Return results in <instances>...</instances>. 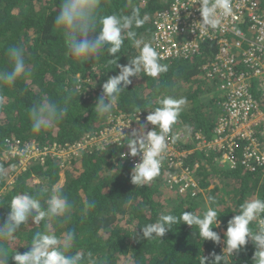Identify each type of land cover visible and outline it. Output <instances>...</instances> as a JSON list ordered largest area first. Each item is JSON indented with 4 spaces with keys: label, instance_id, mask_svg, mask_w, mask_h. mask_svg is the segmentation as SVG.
Masks as SVG:
<instances>
[{
    "label": "trees",
    "instance_id": "16d2710c",
    "mask_svg": "<svg viewBox=\"0 0 264 264\" xmlns=\"http://www.w3.org/2000/svg\"><path fill=\"white\" fill-rule=\"evenodd\" d=\"M260 1L264 6V0ZM61 3L62 0H0V71L12 69L8 56L11 47L24 49L26 65L25 74L13 86L0 85V222L7 217L11 199L17 194L37 196L46 209V200L55 189L71 205L67 218H45L39 224L29 220L17 230L15 239L0 241L8 249L7 264H15L11 257L16 252L28 251L35 234L46 231L63 243L68 242L67 234L73 233L67 254L81 253L82 264H88V253H92L96 264H200V258H211L212 252L222 255L228 221L240 213L245 201L264 199V166L254 164V168L252 163L246 165L241 161L250 143L247 139L233 141L235 162L228 167L220 163L222 151L202 146L203 139H197L201 135L207 142L212 141L219 126L221 107L227 100V92L221 89L223 81L216 76L207 77L208 72L218 67L217 42L199 41V51L190 57L160 60L169 68L157 78L143 72L130 78L133 82L120 94L111 117H102L94 111L97 98L103 84L110 76L118 75L119 68L117 63H110L115 57L106 52L94 56L70 53L63 30L55 24ZM170 6L171 2L164 0H149L146 4L142 0H99L97 18L131 15L134 7L139 8L141 17L147 15L148 20L132 30L137 33L136 39L151 43L155 12ZM138 52L134 42L126 39L117 54L118 64H128ZM235 62L236 67L243 62L240 50L236 51ZM243 70L239 68L237 73ZM251 81L252 93L264 111V92L259 81ZM166 96L186 98L189 103V109L180 110L166 135L174 137L179 129L186 135V140H177L176 145L186 154L181 160L184 169L193 173L200 190L190 188L182 194L177 186H171L169 176L181 175V170L168 164L169 159L164 156L159 175L146 185H133L132 166L119 158V153L128 149L126 144L131 135L125 138L123 146L104 143L102 150L86 149L80 157L58 158L48 154L30 159L25 169H16L23 158L13 156L12 146L23 149L34 144L39 149L54 146L62 149L89 134L110 128L111 121L119 117L126 122L141 119L145 123L148 111L159 107ZM45 101L67 111L61 122L34 133L30 111ZM151 127L150 130L154 128ZM231 129L228 126L227 131ZM227 147L232 150L230 144ZM69 165L73 169L65 170L66 181L56 189L60 173ZM11 176H14L12 182ZM209 197L215 199L212 206L220 221V226L214 229L221 236L219 245L204 241L197 226L191 228L182 221L162 238H142L141 228L155 223L161 214L179 217L188 211L203 216ZM93 202L95 207L86 210V205ZM258 227V220L250 225L253 231ZM254 251L249 241L228 258V264H253Z\"/></svg>",
    "mask_w": 264,
    "mask_h": 264
},
{
    "label": "clouds",
    "instance_id": "9594fccd",
    "mask_svg": "<svg viewBox=\"0 0 264 264\" xmlns=\"http://www.w3.org/2000/svg\"><path fill=\"white\" fill-rule=\"evenodd\" d=\"M199 12L202 20L193 26V31L200 34L209 28L215 29L220 25V18L232 14L231 0H200ZM99 0H62L55 24L62 29L67 47L75 56H94L106 52L115 57L110 63H117L119 73L110 76L102 86V93L97 98L94 111L102 117H111L117 106L120 94L132 84V77H138L141 72L146 76L157 78L168 71L169 66L162 64L160 54L150 42L136 39L137 33L133 26L141 27L148 20V16L141 17L140 9L134 7L131 15H105L97 18ZM99 25V31H97ZM126 39L132 40L139 50L138 55L129 59L128 64H118L122 46ZM8 56L12 61L10 71H0V85L13 86L17 79L25 74V57L22 47H11ZM186 104V98L166 96L160 101V106L148 111L146 122L154 128L152 130H133L127 147L132 157L140 156L131 172V183L143 186L150 183L159 175L163 153L168 146L167 133L176 123L181 106ZM66 108L45 101L30 111L31 127L34 133L52 127L64 119ZM157 128L159 131H157ZM189 133L191 128L187 129ZM99 151V150H98ZM47 192V189H42ZM44 209L41 199L37 196L23 193L12 197L7 217L0 222V241H11L21 225L29 220L39 224L45 218L65 217L71 211L68 199L53 189L46 200ZM207 210L203 216L184 211L179 217L171 214H161L155 223L148 224L142 229L143 239L162 238L172 231V226L183 222L192 228L199 229V236L204 241L221 243V236L214 231L220 226L218 212L212 205L213 197L208 198ZM95 207L94 202L86 205V210ZM264 199H252L241 205L239 214L234 215L227 224L222 255L211 253V258L201 257L200 264H228V258L251 241L255 251L253 264H264ZM258 220V230L253 231L250 225ZM74 234H67V243H63L56 235L49 232H37L32 239L28 251L16 252L11 258L15 264H82L81 253L68 255ZM8 249L0 243V264H7ZM88 264H96L92 253H88Z\"/></svg>",
    "mask_w": 264,
    "mask_h": 264
},
{
    "label": "built area",
    "instance_id": "2783aa9c",
    "mask_svg": "<svg viewBox=\"0 0 264 264\" xmlns=\"http://www.w3.org/2000/svg\"><path fill=\"white\" fill-rule=\"evenodd\" d=\"M148 1L142 0V4ZM164 1L171 2V6L169 9H160L155 12L154 33L151 41L152 46L162 57L161 60H169L177 56L190 57L199 51V41L206 39L216 41L219 47L216 57L218 67H215L207 77L216 76V79L223 81L221 89L227 92V100L221 107L219 126L215 129L214 141L207 142L201 135H197V139H204L201 142L202 146L222 151L220 163L225 167L235 162L233 141L247 139L250 143L245 148L241 161L246 165L252 163V166L254 164L264 166V111L259 107L260 101L255 99L252 93L253 81H251L252 79L259 81L260 90L264 92V6L261 1L231 0L232 14L222 16L220 25L215 29L209 28L203 34H200L198 30H192L194 24L202 20L199 12L200 0ZM242 25H245V28H241ZM237 50L241 51L243 68L241 64L236 67ZM239 68L245 70L237 73ZM111 123L110 128L89 134L72 146L62 149L54 146L56 151L53 148L40 149L39 156L36 155L37 150H31L27 152L26 157L31 156L32 159L48 154L58 158L75 156L83 154L86 149L90 152L102 150L104 143L123 146L125 138L131 135L133 130L147 131L152 128L147 122H141V119L132 123L119 117ZM228 126L232 127L231 131H227ZM259 126L262 128L257 130ZM116 132L119 134L113 135ZM177 140H186L183 131H177L174 137H168V145L172 148H167L163 156L169 159L168 164L180 168L181 175H170L169 183L172 184L171 186H177L183 194L190 188H198V184L193 178V173L184 169L181 160L186 154L178 150ZM228 144L232 150L227 147ZM119 158L126 160L132 168L141 160L140 156L132 157L129 148L119 153Z\"/></svg>",
    "mask_w": 264,
    "mask_h": 264
},
{
    "label": "rangeland",
    "instance_id": "374dc122",
    "mask_svg": "<svg viewBox=\"0 0 264 264\" xmlns=\"http://www.w3.org/2000/svg\"><path fill=\"white\" fill-rule=\"evenodd\" d=\"M211 72V71H210ZM210 72H208L207 73V75H209L210 74ZM189 109V103H186L185 105H183V106H181V110H188ZM179 121H181L182 122V120L180 119ZM179 130H181V129H179ZM179 130H176V131H179ZM119 134V132H116L115 134H113V135H118ZM204 140V139H203ZM211 140H213L214 141V137L211 139ZM206 141V140H205ZM57 147V146H56ZM167 148H172L171 146H167ZM12 153H14V154H17V155H19V156H21V157H23V159H22V161L19 163V165H17L16 166V169H17V171H19V170H21L22 168L23 169H25L26 168V163H27V161H30V157L31 156H27L26 157V154H27V152H31V150H37L36 152H37V154H36V152H34L37 156H39V154L41 153V151H40V149L36 146V145H29V146H26L25 148H23L22 150L21 149H19V148H17V147H12ZM53 150L54 151H56V149L53 147ZM167 150V149H166ZM175 153V152H174ZM78 155V154H77ZM77 155H75V157H80L81 156V154H79L78 156ZM175 155H177L176 153H175ZM28 158V159H27ZM77 167V166H76ZM20 168V169H19ZM73 169L70 165L69 166H67L65 169H64V171H62L61 173H60V175H61V179H60V181H59V183H58V185H56V189L57 188H61V187H63V185H64V183H65V181H66V178H65V170L66 169ZM11 182L12 181H14V176H11V180H10ZM216 183H218L217 181H216ZM214 186H211L210 188L212 189ZM223 246V245H222Z\"/></svg>",
    "mask_w": 264,
    "mask_h": 264
}]
</instances>
